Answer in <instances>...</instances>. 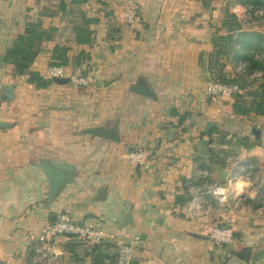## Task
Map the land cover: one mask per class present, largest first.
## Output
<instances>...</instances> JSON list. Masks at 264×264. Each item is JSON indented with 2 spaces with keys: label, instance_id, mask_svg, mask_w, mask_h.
I'll use <instances>...</instances> for the list:
<instances>
[{
  "label": "crops",
  "instance_id": "crops-1",
  "mask_svg": "<svg viewBox=\"0 0 264 264\" xmlns=\"http://www.w3.org/2000/svg\"><path fill=\"white\" fill-rule=\"evenodd\" d=\"M256 7L264 0H0V264H76L73 253L84 256L92 244L59 237L56 255L36 252L62 211L100 229V249L115 260L118 245L131 243L133 264H264V214L256 213L264 114L226 111L232 96L204 100L213 39L228 34L227 12L241 29L223 56L226 78L241 74L240 32L254 34L248 45L264 44V19L247 20ZM29 24L43 37L19 74L5 55ZM58 46L61 66L88 77V86L46 77ZM139 84L152 96L133 91ZM95 127L118 139L83 132ZM133 148L147 152L145 165L124 157ZM44 161L70 175L52 199ZM218 185L223 204L213 194ZM194 203L233 228L232 243L214 244Z\"/></svg>",
  "mask_w": 264,
  "mask_h": 264
},
{
  "label": "built area",
  "instance_id": "built-area-1",
  "mask_svg": "<svg viewBox=\"0 0 264 264\" xmlns=\"http://www.w3.org/2000/svg\"><path fill=\"white\" fill-rule=\"evenodd\" d=\"M264 19V8L256 7L252 14L248 15V21L252 24L259 22L258 19ZM126 19L129 23L134 22V15L132 13L126 14ZM257 58H263L264 52L262 50H255L254 48L249 50ZM237 71L240 73L247 72V61L242 59L237 64ZM249 80L260 78L262 71L258 69H252L248 74ZM46 77L50 80L57 78H67V80L76 86H88L90 79L86 76L77 75L74 73H67L64 66L51 65L46 71ZM205 89V101L215 100L221 96H233L235 93L240 92V87L237 83H226L222 81L209 79ZM0 84V103L4 95V89ZM124 157L130 162L143 166L148 161V154L142 148H133L124 153ZM244 167L234 170V177H239ZM242 193V192H241ZM213 194L218 198L220 204H223L226 199V191L223 186H215ZM242 194L235 195V203L240 204ZM260 203L256 208V213L261 216L264 214V193L259 199ZM196 216L200 219V223L205 232L209 235V238L219 247H224L232 243L234 240L233 228L228 224H220L213 220L208 214V210L201 208L199 203H194L192 206ZM39 246L36 248V252L42 256H54L56 255V239L59 237H67L71 239L81 240L86 243H101L105 239V235L100 229L94 226L77 222L67 211L60 212L56 218L48 223L45 227L44 234L41 235ZM137 239V238H136ZM134 246L131 243H121L117 247V258L115 264H133L134 259Z\"/></svg>",
  "mask_w": 264,
  "mask_h": 264
},
{
  "label": "trees",
  "instance_id": "trees-1",
  "mask_svg": "<svg viewBox=\"0 0 264 264\" xmlns=\"http://www.w3.org/2000/svg\"><path fill=\"white\" fill-rule=\"evenodd\" d=\"M236 15L230 12L226 13V17L223 20V27L227 29L228 34L224 36H218L213 39L214 50L210 55L209 59V71H210V79L222 81L226 83H237L240 87V92L235 93L233 97V101L230 104L225 106L226 111L248 115L251 112H254L257 115L264 114V57L257 58L253 53L249 50L254 48L255 50H262L264 52V44L256 43L248 45V42L255 37L254 34L250 32H240L241 36H238L240 41L239 47L240 56L248 61L247 63V72L237 74L233 78H226V76L222 73V67L225 65V61L223 56L229 54L231 49H233L232 45L234 42V37L232 31H238L241 29L240 24L236 21ZM26 33L18 37L13 46L8 49L5 57L7 60L11 61L15 67L16 72L19 74H24L31 63L33 62L35 55L38 53L39 48L37 45L39 44L37 40H40L43 37L42 33L37 30V26H32V24L27 25ZM89 33V31H88ZM54 52L58 54L57 57H53L54 59H58L57 62L53 61L52 65H62L65 64L66 60L61 58L62 49L58 46L54 49ZM239 56V57H240ZM76 66L80 65V58L76 60ZM252 69H258L262 71V76L260 78L253 79V82L258 81L257 88L254 90L248 89V85L251 81H248V73ZM32 80H36L39 82V85H45L46 82L42 81V78L38 74L31 75ZM251 97L249 103H247L248 98ZM76 240V239H74ZM81 241V240H77ZM83 242V241H82ZM86 243V242H85ZM91 244V243H88ZM93 247L91 251L84 252V256L79 255L77 252L73 253L72 259L76 262V264H105L109 259L112 263L115 264L116 260L114 256H109L107 253H104L100 249V244L95 243L92 244ZM71 250H75L76 243L70 244ZM86 257H90L89 260H86Z\"/></svg>",
  "mask_w": 264,
  "mask_h": 264
},
{
  "label": "water",
  "instance_id": "water-1",
  "mask_svg": "<svg viewBox=\"0 0 264 264\" xmlns=\"http://www.w3.org/2000/svg\"><path fill=\"white\" fill-rule=\"evenodd\" d=\"M206 76H207V79L209 80L210 77L207 73H206ZM57 81L58 82H66V81L68 82V80H62V79H58ZM5 89L10 91V88L8 86H5ZM132 89H133V91L140 93L142 95L152 96V94L147 91L146 87L143 84H139L137 86H134ZM6 95L9 97H12L11 94L7 93ZM3 125H4V123L0 121V126H3ZM83 132L94 133V134H97L99 136L111 138L114 140L118 139V136L114 130H107L104 127L89 128V129L84 130ZM42 166H43V169L46 173L45 175L48 176V179L50 182V197L52 199L58 193L64 179L69 178L70 175L66 174V172L63 171L62 169L53 167L51 164H49L46 161L43 162Z\"/></svg>",
  "mask_w": 264,
  "mask_h": 264
},
{
  "label": "rangeland",
  "instance_id": "rangeland-1",
  "mask_svg": "<svg viewBox=\"0 0 264 264\" xmlns=\"http://www.w3.org/2000/svg\"><path fill=\"white\" fill-rule=\"evenodd\" d=\"M258 83V81L256 82V84ZM112 262L108 259L107 262L105 264H111ZM89 264V263H88Z\"/></svg>",
  "mask_w": 264,
  "mask_h": 264
}]
</instances>
